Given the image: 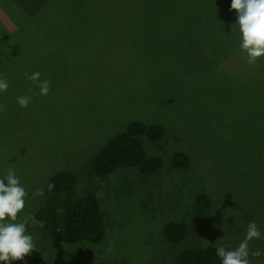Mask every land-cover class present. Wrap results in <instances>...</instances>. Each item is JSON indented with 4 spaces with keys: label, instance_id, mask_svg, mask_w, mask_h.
Instances as JSON below:
<instances>
[{
    "label": "rangeland",
    "instance_id": "1",
    "mask_svg": "<svg viewBox=\"0 0 264 264\" xmlns=\"http://www.w3.org/2000/svg\"><path fill=\"white\" fill-rule=\"evenodd\" d=\"M107 1L83 0L90 25L70 41L50 39L51 53L28 59L23 75L15 71L22 83L0 93V176L13 169L28 192L18 220L65 198L47 181L66 169L78 178L70 195L98 197L104 238L57 242L30 223L37 247L11 264H174L185 248H235L249 221L264 233V57L247 62L234 12L205 10L214 0L170 1L136 33L111 24L123 0H112L115 10L99 23ZM20 15L0 1L7 28L22 23ZM26 30L29 36L28 26H18L15 44ZM35 71L50 81L47 95L27 78ZM21 95L31 96L25 108L16 102ZM134 120L165 128L161 139H144L162 166L148 176L131 167L96 175L95 155ZM175 151L189 158L182 168L171 164ZM169 220L186 226L182 242L164 238ZM257 249L251 264H264V236L249 242L250 253Z\"/></svg>",
    "mask_w": 264,
    "mask_h": 264
},
{
    "label": "trees",
    "instance_id": "2",
    "mask_svg": "<svg viewBox=\"0 0 264 264\" xmlns=\"http://www.w3.org/2000/svg\"><path fill=\"white\" fill-rule=\"evenodd\" d=\"M0 1L5 6L14 8L17 14H21L23 22L18 23V26L23 24L24 27L26 25L29 28V36H26V30L25 34L18 38L20 42L15 44L14 39L16 40L18 26L7 28L6 26L10 23L5 24L0 20V76L8 80L9 86L22 83L16 75V69L23 75L25 72L23 67L28 65L27 60H33L34 55L37 57L43 55L48 49L50 39L70 41L76 34V28L88 23L90 25L92 21L91 17H86L85 13L79 9L83 7V0H50L35 16L23 13L11 0ZM170 1L177 3L176 0H123L121 2L124 3L121 4L123 7L118 9L119 12L111 24L114 29L122 25L127 31L131 30L130 27H135L133 32L135 30L136 33L143 32V28L152 27L151 25L154 24L157 16L161 15L160 13L171 9L173 5L168 6ZM111 2L112 0H108L103 10L96 13L95 16L99 18V23H103V16L105 14L108 16L111 8L115 10V3L111 5ZM205 4V10L214 8L217 12L229 11L230 0H214L211 3L206 1ZM180 6L183 7L184 3ZM48 28L52 29L49 33H47ZM56 28L58 29L53 31ZM47 52L51 53V49ZM164 134L165 128L158 123L131 121L95 155L92 160L93 172L103 176L118 168L131 167L138 169L145 176L153 174L162 166V159L152 154L144 139L159 140ZM188 161V156L182 151H175L171 156V164L176 168L184 167ZM77 182L76 173L70 170L62 169L53 172L47 181L48 186L52 185L49 190L55 193H65L66 196L56 203L42 206L34 216L37 221L42 222V226L38 225L57 242L98 243L104 238L106 232L104 211L101 209L98 197L92 191L78 195L69 194L74 190ZM198 200L204 205L209 203L208 196L204 194L198 196ZM162 232L168 242L177 244L183 241L187 229L183 223L169 220L163 224ZM217 248L214 245H205L182 249L176 256L174 264H220L215 254Z\"/></svg>",
    "mask_w": 264,
    "mask_h": 264
},
{
    "label": "clouds",
    "instance_id": "3",
    "mask_svg": "<svg viewBox=\"0 0 264 264\" xmlns=\"http://www.w3.org/2000/svg\"><path fill=\"white\" fill-rule=\"evenodd\" d=\"M232 10H235V22L232 26L238 35L239 49L244 53L247 62L254 64L260 57H264V0H230L229 11ZM26 75L39 89V95L48 94L50 81L41 80L40 72ZM8 88V80L0 76V93ZM30 100L31 96L26 95L16 98L21 108L27 107ZM48 187L51 189L52 185ZM27 195L28 192L13 169H7L6 175L0 176V262L3 264L23 261L37 247L28 227L30 223L33 226H42V222L37 221L31 214L18 220V214L25 208ZM262 236L264 233L259 230L256 222L249 221L244 238L235 248L221 246L216 249L215 254L220 264H251L250 257H259L262 252L257 249L250 253L249 242Z\"/></svg>",
    "mask_w": 264,
    "mask_h": 264
},
{
    "label": "crops",
    "instance_id": "4",
    "mask_svg": "<svg viewBox=\"0 0 264 264\" xmlns=\"http://www.w3.org/2000/svg\"><path fill=\"white\" fill-rule=\"evenodd\" d=\"M30 16H35L50 0H11Z\"/></svg>",
    "mask_w": 264,
    "mask_h": 264
}]
</instances>
